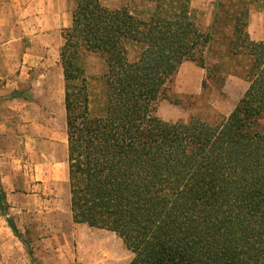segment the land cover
I'll return each mask as SVG.
<instances>
[{
    "label": "trees",
    "instance_id": "1",
    "mask_svg": "<svg viewBox=\"0 0 264 264\" xmlns=\"http://www.w3.org/2000/svg\"><path fill=\"white\" fill-rule=\"evenodd\" d=\"M189 3L159 1L144 20L78 0L60 53L73 222L116 233L130 264H264V41L251 39L245 15L230 48L250 58V86L233 113L216 122L157 115L163 99L184 105L172 85L187 62L206 72L203 93L207 80L225 82L210 62L217 20L203 33ZM85 52L107 67L97 112L79 65Z\"/></svg>",
    "mask_w": 264,
    "mask_h": 264
},
{
    "label": "rangeland",
    "instance_id": "2",
    "mask_svg": "<svg viewBox=\"0 0 264 264\" xmlns=\"http://www.w3.org/2000/svg\"><path fill=\"white\" fill-rule=\"evenodd\" d=\"M100 1L109 9L126 8L148 20L162 0ZM40 2L0 0V185L4 197L0 264H32L31 257L39 264H130L134 254L116 233L73 222L66 186L52 177L53 166L67 160V125L62 97L57 96L55 104L49 100L52 87L46 75L60 58L63 31L72 26L78 0H66L67 13L60 16L42 13ZM189 4L203 33L217 20L210 62L225 82L216 86V78L209 79L203 93L206 72L187 62L172 85V97H181L184 105L163 99L157 115L166 122L187 121L191 115L216 122L233 113L250 86V58L230 48L235 43V18L245 15L251 39L263 41L264 0H190ZM53 20L67 26L59 30L55 47L43 30ZM138 52L132 49V58ZM79 65L88 85L90 108L97 112L105 105L107 67L100 56L89 52L80 54ZM57 173L62 174V169Z\"/></svg>",
    "mask_w": 264,
    "mask_h": 264
},
{
    "label": "crops",
    "instance_id": "3",
    "mask_svg": "<svg viewBox=\"0 0 264 264\" xmlns=\"http://www.w3.org/2000/svg\"><path fill=\"white\" fill-rule=\"evenodd\" d=\"M40 5L42 8V13H46L47 15H63V14H66L67 13V4H66V0H42V2H40ZM44 6V8H43ZM56 23V21H52L50 23H47L46 25H44V28L43 29L44 31L47 30V33L45 34L44 37H47L46 40L48 41H51L50 42V46H54L56 45L57 42H55V40H58V35H60L59 33V30L61 28H66V24L63 25L61 27V25H59L60 23H56V25H54L53 23ZM250 35V33H249ZM251 37V35H250ZM264 38V37H263ZM254 41V40H253ZM264 41V40H263ZM258 42H261V41H258ZM55 52V48H52ZM56 53H58V57H59V49H56ZM61 53V52H60ZM46 61V60H45ZM56 62H54L51 66H52V70H49L48 73H47V78L49 79V84L50 86L52 87L51 90H49L51 93H50V99L52 101V103H56L58 98L57 96L59 97V95L62 97V100L64 102V105H65V79H64V69H63V66H62V62H61V56L59 59L56 58L55 60ZM40 78L41 77H44L43 75L39 76ZM60 80V81H59ZM58 85L57 88H54V85ZM59 84L60 86L62 87V89L60 88L59 90ZM53 89H56V92H53ZM56 95V97H55ZM37 102V101H35ZM57 107V105H56ZM65 117H66V106H65ZM66 125H67V122H66ZM66 142H67V155H68V139H66ZM65 147V145H64ZM58 168H61L62 169V174H58L57 173V169ZM52 177L53 179H55L60 185L62 186H66V189H67V196H68V201L70 203V199H71V193H70V186L68 185L69 184V174H68V164H67V160L66 158H64L63 160L60 161L59 164H55L53 166V169H52ZM70 208H71V204H70Z\"/></svg>",
    "mask_w": 264,
    "mask_h": 264
}]
</instances>
